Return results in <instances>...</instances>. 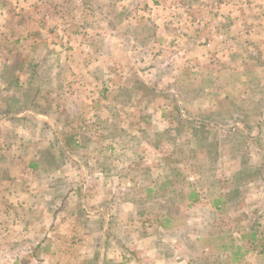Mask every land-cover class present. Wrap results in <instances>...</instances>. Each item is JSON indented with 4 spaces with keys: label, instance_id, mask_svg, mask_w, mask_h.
Segmentation results:
<instances>
[{
    "label": "rangeland",
    "instance_id": "1",
    "mask_svg": "<svg viewBox=\"0 0 264 264\" xmlns=\"http://www.w3.org/2000/svg\"><path fill=\"white\" fill-rule=\"evenodd\" d=\"M35 3L46 41L28 49L18 41L13 53L0 41V87L26 88L25 96L9 97L31 103L24 115L29 129L45 122L22 137L29 153L22 169L39 157L51 167H72L88 187V177L96 176L88 168L93 150L101 152V165L117 173L103 180L114 197L121 180L138 179L131 197L147 200L134 223L137 264H264V244L250 251V240L242 239L252 231L264 239V0ZM102 58L117 75L104 77L107 84L88 77V64ZM153 65L160 68L156 76ZM137 69L140 75L132 79ZM119 84L138 91L117 93ZM37 108L45 117L28 113H40ZM108 111L114 121H108ZM20 141L19 133L2 134L0 149ZM61 141L70 152L65 160ZM80 194L87 212L88 191ZM165 214L173 215L167 229L176 230L156 233L162 225L156 219ZM82 224L81 233L70 227L75 240L63 239L69 254L41 253L25 239L32 241L23 246L30 253L19 263L53 264L65 256L55 264H88V221ZM146 232L162 239L158 251L168 263L156 262L151 245L140 244ZM199 234L206 239L198 242ZM6 240L0 239V264H16L21 246L12 244L15 238ZM97 246L100 251L104 238Z\"/></svg>",
    "mask_w": 264,
    "mask_h": 264
},
{
    "label": "crops",
    "instance_id": "2",
    "mask_svg": "<svg viewBox=\"0 0 264 264\" xmlns=\"http://www.w3.org/2000/svg\"><path fill=\"white\" fill-rule=\"evenodd\" d=\"M36 1L38 2V0H0V41H3V46L8 47V52H14L13 50L16 49L18 41H21L23 48L27 49L32 44L46 41L48 35L43 28V19L39 13L42 9L38 3H35ZM17 3L22 4L23 9H17ZM5 4H9L8 7ZM111 30L115 33H124L118 29L111 28ZM41 56L40 58L44 59ZM109 66L113 70L112 64H109V61L105 58H102L99 62L94 61L91 65L88 64V77L101 81H104V77H107V79L116 78L117 75L115 77L113 75L115 73L110 72L111 70L108 69ZM153 66L149 67L150 72L156 76L158 74L156 72H159L160 68L156 66L154 68ZM12 73L16 74L17 71ZM139 75L140 72L137 69V72L135 71L131 78L135 79ZM104 82L107 84L106 81ZM20 84L22 85V83ZM16 85H19V83ZM118 86L120 87H117L119 89L117 93L130 91L132 95L138 91L133 85L122 86L119 84ZM13 87L8 85L0 87V101L4 106V112L0 113V136L2 134L14 136L18 133L21 135L18 146L14 145L13 149H8L6 146L10 147V145L6 144L3 146L4 148L0 149V222L3 221L4 223V226L0 227V230H4L0 231V239L6 238V241L11 239V242L15 238L12 244H20L21 249L16 252V262H18L16 264H20L19 260H27L24 255L30 253L23 246L32 241H26L25 239L36 242L34 243L35 249L41 253L69 254V249L65 247L68 244H63V239L70 237L75 240L77 235L70 232V227L76 226L77 232L80 231L81 233L83 231L82 223L85 221H88V233L87 231L84 232L88 234V264H137L138 260L134 249L139 241L135 238L134 230L136 231V227L134 223L140 218L138 206L147 200L143 197H131L134 190L139 186L138 179L130 178V181L128 180L126 183H122L121 180L119 182L121 193L118 197H114L111 187H105L106 182L103 180H105L106 175L110 181L111 178L114 179L113 175L117 173L101 165L102 161H99L101 152L95 151L94 153L93 150L92 153L88 151V168L96 176L88 177V187H83V183L78 181L76 170H73L72 167H51L39 157L35 160L32 159L33 161H30L27 167L25 166L22 169L21 163L29 155L27 146L23 145L22 137L30 134V130L34 134V129L43 126L45 122L36 121L34 129H29V119L24 115L27 114L26 111L31 107V103H17V96L9 97V94L12 96L19 93H23V96H25L26 88L16 87L14 92ZM38 91V88H36V93ZM1 94H5L6 98ZM108 104L110 105V103ZM109 105L108 109L112 111ZM116 106L118 112L121 113L123 105L117 104ZM0 107H2L1 103ZM113 108H115L114 105ZM34 111L28 113L45 117L41 109H39L40 113L37 110ZM117 117L119 116L116 115ZM117 119H119L120 124L122 117ZM114 120L113 112H111L108 121ZM110 124L108 123L109 131H111ZM62 132V128H60L57 135L61 136ZM111 134L112 132L108 136V140H112ZM68 153H70L69 150L61 141L60 154L64 160L66 157L68 158ZM61 178H64L66 182L60 183ZM85 191H88L87 212L84 210L86 203L84 204L85 201L84 199L82 201L80 194ZM152 200L156 201V193H154ZM85 214H88V219L84 218ZM172 219V214H165L156 219L162 225L155 228V232L163 233L176 230L172 227L167 229L168 226L166 227L164 224V221L168 223ZM105 225H107V228ZM146 233L140 244L151 245L152 251L156 252L152 255L156 262L164 261V263H168L166 257L158 251V245H162V239H158L154 234ZM210 237L215 236L207 238ZM98 238H104L102 251L101 249L98 251ZM204 239H206V236L200 235L196 240L201 242ZM79 244L82 245V243ZM50 246L51 250L48 248ZM73 252L75 253L76 250ZM58 258L54 259L52 263L65 262V256H59ZM75 262L77 264L79 260L76 259Z\"/></svg>",
    "mask_w": 264,
    "mask_h": 264
},
{
    "label": "trees",
    "instance_id": "3",
    "mask_svg": "<svg viewBox=\"0 0 264 264\" xmlns=\"http://www.w3.org/2000/svg\"><path fill=\"white\" fill-rule=\"evenodd\" d=\"M192 197H195L194 201L199 200V198L195 195H192ZM165 223H167V221H164V224ZM242 239H249L250 240V243H248V245L250 246V251L258 250L260 248V245L262 246L264 244V239L257 238V233L255 231L250 232V235H248V237L243 236ZM240 248H242V247H240ZM245 254H247V251H245Z\"/></svg>",
    "mask_w": 264,
    "mask_h": 264
}]
</instances>
